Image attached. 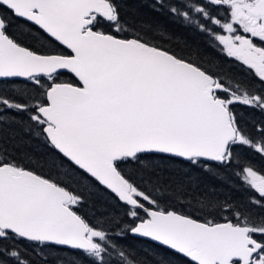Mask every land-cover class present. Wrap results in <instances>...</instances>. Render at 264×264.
Listing matches in <instances>:
<instances>
[{
	"label": "snow or ice",
	"instance_id": "6c2138e0",
	"mask_svg": "<svg viewBox=\"0 0 264 264\" xmlns=\"http://www.w3.org/2000/svg\"><path fill=\"white\" fill-rule=\"evenodd\" d=\"M253 157L264 0H0V264H264Z\"/></svg>",
	"mask_w": 264,
	"mask_h": 264
},
{
	"label": "trees",
	"instance_id": "16d2710c",
	"mask_svg": "<svg viewBox=\"0 0 264 264\" xmlns=\"http://www.w3.org/2000/svg\"><path fill=\"white\" fill-rule=\"evenodd\" d=\"M142 14L145 18L152 20L159 25H161L163 28L167 29L170 33L174 35V37L179 40L181 43L183 41H188L191 44H201L202 45V38L197 36L196 34L192 33L189 30L184 29L180 25L174 23L170 19L163 17V16H155L153 15L150 8H143ZM256 164L259 167H264V161H260L258 157H253ZM97 197H93V200H97ZM131 243V241H130Z\"/></svg>",
	"mask_w": 264,
	"mask_h": 264
}]
</instances>
